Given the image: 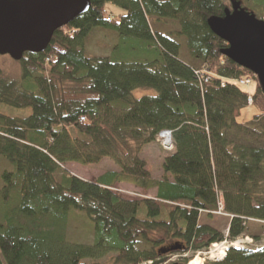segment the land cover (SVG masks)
Wrapping results in <instances>:
<instances>
[{
	"label": "trees",
	"instance_id": "1",
	"mask_svg": "<svg viewBox=\"0 0 264 264\" xmlns=\"http://www.w3.org/2000/svg\"><path fill=\"white\" fill-rule=\"evenodd\" d=\"M234 1L264 20V0ZM90 3L42 54L23 56L18 81L0 76V105L31 112L22 119L0 113V158L12 167L0 176V264L108 257L160 264L172 242L197 253L235 241L247 221L264 222V92L224 57L228 46L208 26L230 7L223 0ZM96 31L116 37L110 57L86 54ZM182 39L192 64L180 57ZM242 79L256 83L252 95ZM138 90L154 93L136 99ZM247 107L256 114L241 124ZM162 131L171 132L173 147L154 180L140 154ZM106 159L117 171L94 182L64 169ZM120 185L155 197L125 199ZM220 202L230 217L226 237L200 224ZM72 214L92 227L91 244L67 239ZM212 264H264V247L229 249Z\"/></svg>",
	"mask_w": 264,
	"mask_h": 264
},
{
	"label": "water",
	"instance_id": "2",
	"mask_svg": "<svg viewBox=\"0 0 264 264\" xmlns=\"http://www.w3.org/2000/svg\"><path fill=\"white\" fill-rule=\"evenodd\" d=\"M230 1L222 18L208 21L210 31L226 43L224 57L252 73L264 92V20ZM90 0H0V57L20 62L25 54H42L54 33L86 14ZM178 244L161 255L181 251Z\"/></svg>",
	"mask_w": 264,
	"mask_h": 264
},
{
	"label": "rangeland",
	"instance_id": "3",
	"mask_svg": "<svg viewBox=\"0 0 264 264\" xmlns=\"http://www.w3.org/2000/svg\"><path fill=\"white\" fill-rule=\"evenodd\" d=\"M223 2L230 7L229 0H223ZM169 30V29H168ZM117 44L116 37L109 33L103 31H96L93 33L91 38L88 40V43L85 48L86 54L95 57H110L112 53V48ZM181 49H180V57L183 61L187 63H191L192 61L189 59L186 53V45L185 40H181ZM0 76L8 79L18 81L21 76V67L19 62L12 61L7 56L0 57ZM256 83H252L248 87H243L244 91L249 95H252ZM153 91L151 90H138L135 91L133 96L136 99H140L144 96L153 95ZM0 113L7 115L13 118H26L30 115V110H15L5 106L0 105ZM256 114V110L251 107H247L241 112V115L238 119V122L241 124H245L251 120V118ZM171 150H165L161 147V145L156 140V143L146 146L142 149L140 157L146 161L147 169L151 173L152 178L154 180H160L162 177V162L168 153ZM12 167L0 158V176L4 171H10ZM64 169L74 176H81L91 182L96 181V178L105 173L107 171H112L117 169V167L109 160H103L98 166H81L78 164H67L64 166ZM2 186V181L0 179V188ZM121 195L125 199L132 200H141V199H152L155 197V191L150 192H142L133 188L132 186H120ZM222 205V203L220 202ZM219 209V205H218ZM220 213V212H219ZM218 211L215 214L211 215V218H206L204 215L200 218L201 225H207L218 232L222 233L224 237H226L228 232V226L230 224V217L224 214L223 209L221 214ZM67 239L72 243L78 244H91L93 241V232L92 227L87 223L83 216L78 214L70 215L69 222L67 225ZM249 240V242H248ZM242 243V248L246 246L247 249H257L264 247V224L258 223L256 221H247L245 225L244 234L236 239L233 242L224 241L225 243H234V242ZM224 242L216 244L220 246L224 244ZM236 242V243H237ZM235 244V243H234ZM171 246L175 245V242L170 244ZM169 245V246H170ZM210 247L208 250H203L197 253H182V251H177L172 254L162 255L160 264H185L184 261L187 260L186 264H189L190 261L199 258L202 261V264H212L214 262H221L220 260H211L210 258ZM218 251V250H217ZM210 254V255H209ZM216 259V258H215ZM114 261L106 258L100 261V264H115ZM143 264H152V263H143Z\"/></svg>",
	"mask_w": 264,
	"mask_h": 264
},
{
	"label": "built area",
	"instance_id": "4",
	"mask_svg": "<svg viewBox=\"0 0 264 264\" xmlns=\"http://www.w3.org/2000/svg\"><path fill=\"white\" fill-rule=\"evenodd\" d=\"M238 84L241 87H248L251 84V79H242V80L238 81ZM247 103L249 106H251V104H252L251 96L248 97ZM157 140H158V143L161 145L162 148H164L165 150H172V147H173L172 146V134L170 131L160 132L158 134ZM221 212H222V205L219 203L218 213L221 214ZM215 213H213V214H215ZM251 221H254V220H251ZM256 222L264 224V222H261V221H256ZM236 242H234L235 244L224 242V244H222L220 246L212 245L211 246L212 249L210 250L211 255L209 254L211 260H219V255H218L219 252H217V250L221 246H223L225 248V251L227 248H230V247L231 248H238V249H245L246 248V246L242 248V246H243L242 243H238V242L236 243ZM248 242H249V240H248ZM224 255H225V253L222 255L221 259L224 257Z\"/></svg>",
	"mask_w": 264,
	"mask_h": 264
},
{
	"label": "bare ground",
	"instance_id": "5",
	"mask_svg": "<svg viewBox=\"0 0 264 264\" xmlns=\"http://www.w3.org/2000/svg\"><path fill=\"white\" fill-rule=\"evenodd\" d=\"M224 251H225V248L223 246H221V247L218 248V251L217 252H219L218 253L219 259H221L222 255L225 253ZM189 264H202V261L199 260V258H196V259L190 261Z\"/></svg>",
	"mask_w": 264,
	"mask_h": 264
},
{
	"label": "crops",
	"instance_id": "6",
	"mask_svg": "<svg viewBox=\"0 0 264 264\" xmlns=\"http://www.w3.org/2000/svg\"><path fill=\"white\" fill-rule=\"evenodd\" d=\"M112 171H117V169H114V170H112ZM106 173V172H105ZM105 173H102L101 175H99L97 178H96V180L99 178V177H101L102 175H104ZM76 177H78V178H80V179H82V180H85V181H88V182H91L90 180H87V179H85V178H82L81 176H76ZM120 186H124V185H120ZM119 186V187H120ZM127 186V185H126Z\"/></svg>",
	"mask_w": 264,
	"mask_h": 264
}]
</instances>
